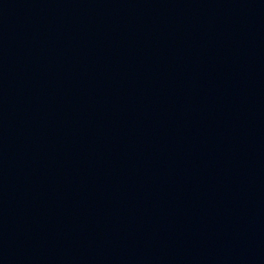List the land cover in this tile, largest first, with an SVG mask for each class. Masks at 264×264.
<instances>
[{
    "label": "water",
    "instance_id": "95a60500",
    "mask_svg": "<svg viewBox=\"0 0 264 264\" xmlns=\"http://www.w3.org/2000/svg\"><path fill=\"white\" fill-rule=\"evenodd\" d=\"M0 264H264V0H0Z\"/></svg>",
    "mask_w": 264,
    "mask_h": 264
}]
</instances>
